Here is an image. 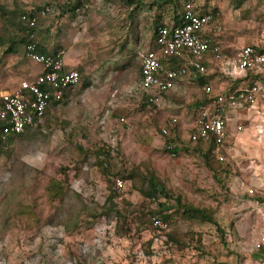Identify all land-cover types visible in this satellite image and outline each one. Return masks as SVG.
Listing matches in <instances>:
<instances>
[{
    "label": "rangeland",
    "instance_id": "obj_1",
    "mask_svg": "<svg viewBox=\"0 0 264 264\" xmlns=\"http://www.w3.org/2000/svg\"><path fill=\"white\" fill-rule=\"evenodd\" d=\"M199 1L220 11L222 42L235 51L247 43L264 50V0ZM83 2L76 11L71 0H0L1 34L11 29L21 39V14L50 5L53 13L37 19L35 35L67 14L66 34L82 55L78 83L42 124L0 145V264H260L264 132L236 127L244 108L230 113L219 157H210L214 171L205 161L207 143L189 137L200 89L167 91L151 114L133 89L139 52L151 47L154 23L172 4ZM116 89L121 97L112 100ZM170 116L177 118L169 132L175 154L160 132ZM150 175L164 189L156 203L139 191ZM112 177L124 186L109 201ZM177 197L211 211L215 223L187 219ZM159 211L169 214L170 227L155 241L149 214Z\"/></svg>",
    "mask_w": 264,
    "mask_h": 264
},
{
    "label": "built area",
    "instance_id": "obj_2",
    "mask_svg": "<svg viewBox=\"0 0 264 264\" xmlns=\"http://www.w3.org/2000/svg\"><path fill=\"white\" fill-rule=\"evenodd\" d=\"M50 5L20 16L29 41L23 45L26 57L40 64L44 72L32 79H23L12 90L0 93V140L20 134L28 127L42 124L47 107L52 101L59 102L65 89L75 86L80 78L77 69H65L62 51L40 53L37 50L38 38L34 33L36 21L53 13ZM79 11V9H76ZM181 18L176 23H167L163 18L156 26L153 45L139 52L140 80L134 91L143 98L145 104L158 103L162 95L172 88L178 76L190 78L196 74L205 75L208 71L203 59L209 57L218 66L231 67L233 73L249 72L254 76L250 85H241L213 94L209 84H203L202 90L210 96V102L194 111V130L190 139L194 142H206L214 139L213 154L219 157L221 146L226 137L225 124L227 111H236L242 103H253L264 82V52L255 45L245 44L239 47L235 56L223 53L216 42L204 37V29L212 18V8L199 0H184L181 5ZM219 32L220 28L215 27ZM174 65H170L173 61ZM169 62V63H168ZM132 89L126 92H131ZM114 100V97L112 98ZM120 121L125 118L121 117ZM175 118L171 119V124ZM175 145L173 141L168 143ZM111 190L119 191L124 186L123 179L111 178ZM157 198H151L156 203ZM152 228L156 231L154 240L163 237L170 224L162 220L157 213L149 214ZM260 245H264V236ZM264 257V256H263ZM101 264V263H99ZM110 264V263H108ZM264 264V259L260 261Z\"/></svg>",
    "mask_w": 264,
    "mask_h": 264
},
{
    "label": "crops",
    "instance_id": "obj_3",
    "mask_svg": "<svg viewBox=\"0 0 264 264\" xmlns=\"http://www.w3.org/2000/svg\"><path fill=\"white\" fill-rule=\"evenodd\" d=\"M207 6L211 7L210 4L208 3ZM219 12L220 11L212 8V18L205 27L203 36L207 37V39L211 40L212 42H216L220 46L223 53L233 57L237 54L239 48L237 49V51H235L234 49H232L231 44L222 42L220 35L222 33L221 30L222 27L216 22L217 14H219ZM50 14H48V16ZM163 18H165L164 20L167 21V23L177 22V21L175 22L174 20L173 10L171 11L170 15H165V17L160 18V20H163ZM69 21L70 18L68 17L67 14H65L55 19V22L53 23L54 26L53 28L44 27V30L42 31L40 30L41 32L38 36V49L42 51V53L62 51L64 54V61H65L64 68L77 69L79 68L78 63L81 61L82 55H80L81 52L79 51V49L74 47L76 44L79 43V41L78 40L70 41L71 37L68 34H66L67 31H69V29H67V22ZM3 24H5L4 21L2 25ZM1 27L2 26H0V93L6 90L9 91L14 89L23 79L29 80L34 78L36 75L44 72L43 70L44 68L40 64L31 61L28 57L25 56L23 51V45L25 43H21L23 41L20 39V37H16L17 34L16 32H14L15 30L13 31L11 29L10 31L6 30L5 32H3L6 35L4 36V34H1L2 33ZM215 27L220 28V31L216 32ZM153 39L154 37L152 38L151 42H149L150 46L153 45ZM247 44H251V43H247ZM255 47L257 48V50L259 49L260 51L264 52V50L258 48L257 46ZM203 61L208 68V71L205 75L196 74L194 76H191L189 79L185 78L184 76H178L172 88L168 90V91L170 90L177 91L178 89L181 88L183 90L188 88H193L196 90V88H198L197 89L198 91L200 89V94L198 95L200 97L199 102L201 104L196 108L206 106L211 100L210 96H208L202 90V86L205 83L209 84L212 87L213 94H215L216 92L229 90L237 86L253 84L255 80L254 76H252V74H250L249 72L244 74L233 73L231 67L218 66L209 57H205ZM176 62L177 61L175 60V62L173 61L172 63H170V65L175 66ZM67 90L69 89H65L66 92ZM111 97L112 98L114 97V100H117L118 97H121V95L118 94V90L116 89L114 90L113 93H111ZM53 102L54 101H52L49 104L50 105L49 108L52 106L51 104ZM160 104L161 101H159L156 104L154 103L146 104L145 106L149 109L148 113L151 114L153 112L152 111L153 106H159ZM241 106H243L246 112L241 114L242 119L238 121L240 122V124H237L236 127L238 125H241V127H243L242 125L248 124L250 126H256L258 130L260 131L262 130V132H264V82H262L261 84V88L259 89V93L257 95L256 100L253 103H242ZM238 109L240 111L241 107H239ZM235 112H237V110ZM230 113H234V111H227L228 119L230 117L229 116ZM172 118L173 116H170L168 120L169 121L168 125H170V127L168 125L163 126L161 127L160 130L161 135L162 136L164 135L167 138L165 140L166 143L172 140V137L169 136V132L171 131V125L177 122V118H176V121L173 124H171ZM228 119L226 120V124H225L226 132H227V125L229 123ZM193 130H194V115L192 117L190 134L193 132ZM4 141H6V139Z\"/></svg>",
    "mask_w": 264,
    "mask_h": 264
},
{
    "label": "trees",
    "instance_id": "obj_4",
    "mask_svg": "<svg viewBox=\"0 0 264 264\" xmlns=\"http://www.w3.org/2000/svg\"><path fill=\"white\" fill-rule=\"evenodd\" d=\"M72 3L74 4L72 7L73 8H76V9H79L80 6H82L84 3L83 0H71ZM162 2H169L172 4V8H173V14H174V20L175 22L179 21L180 18H181V8L178 7V2L177 0H161ZM21 21V20H20ZM158 23H159V19H158ZM156 26H157V22L154 23V26H153V37H155L156 35ZM34 29V28H33ZM21 40L26 43L29 41V38H28V35L25 33L24 36L21 38ZM37 50L38 52L42 53V51H40L38 49V46H37ZM259 50V49H258ZM260 51V50H259ZM140 74V72H139ZM66 94V91H64L63 93V98ZM62 98V99H63ZM61 99V100H62ZM60 100V101H61ZM59 101V102H60ZM58 102H53L51 105L53 104H57ZM196 107L199 106L201 103L200 102H196ZM50 106V105H49ZM49 106L47 107L46 109V112L49 108ZM21 134V133H20ZM20 134H16V135H13V136H17V135H20ZM11 136H9L8 138H6V142L8 141V139L10 138ZM5 142V141H4ZM3 141L0 140V145L4 144ZM169 142H167L166 144V150L172 154H175L177 150L176 146L173 145V146H170L168 144ZM205 143H207V147H206V152L204 154V157H205V161L207 163V165L212 168L214 171L217 170V167H218V164L217 163H211L210 162V157L211 155H214L213 154V148H214V139L213 137H211L208 141H206ZM212 153V154H211ZM145 185H143V187H140L139 188V191L140 193L143 195V196H146V197H150V198H157L160 193L164 191V189L162 188L161 184L156 180L155 176L153 175H150L149 177H146L145 178ZM61 190V187L58 186L57 189H56V193H59V191ZM111 194H110V197H109V201H111L114 197V191H110ZM175 204L178 206L179 209H182V213L183 215L187 218V219H199L201 221H207V222H212V223H215V220L214 218L212 217V212L209 211V210H206L205 208H202V207H198V206H193L191 204H182L180 203V199L177 197L175 200H174ZM104 213H109L111 211H114V213L119 217L121 216V213L120 211H118L117 209L115 208H110V210L107 208V210H103ZM157 214L159 215V217L166 221L168 224L170 222V219H169V214H165L161 211L157 212ZM150 220V219H149ZM151 223V222H150ZM187 235V234H186ZM191 238V237H190ZM169 239L173 242H181L180 240H177V238L173 237V236H169ZM181 245V244H180ZM183 246V245H181Z\"/></svg>",
    "mask_w": 264,
    "mask_h": 264
}]
</instances>
